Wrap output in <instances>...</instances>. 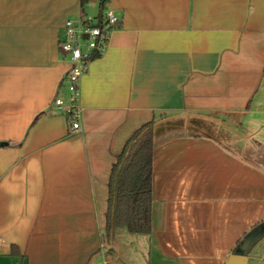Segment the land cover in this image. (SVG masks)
Masks as SVG:
<instances>
[{
  "label": "crops",
  "instance_id": "obj_1",
  "mask_svg": "<svg viewBox=\"0 0 264 264\" xmlns=\"http://www.w3.org/2000/svg\"><path fill=\"white\" fill-rule=\"evenodd\" d=\"M94 1L120 20L74 132L59 40ZM149 121L152 230L108 242L113 162ZM250 233L264 264V0H0V264H226Z\"/></svg>",
  "mask_w": 264,
  "mask_h": 264
},
{
  "label": "trees",
  "instance_id": "obj_2",
  "mask_svg": "<svg viewBox=\"0 0 264 264\" xmlns=\"http://www.w3.org/2000/svg\"><path fill=\"white\" fill-rule=\"evenodd\" d=\"M106 1L101 0V5ZM151 127L152 121H149L138 128L113 162L104 231L108 242L118 226H126L136 233H149L152 230L155 144Z\"/></svg>",
  "mask_w": 264,
  "mask_h": 264
},
{
  "label": "built area",
  "instance_id": "obj_3",
  "mask_svg": "<svg viewBox=\"0 0 264 264\" xmlns=\"http://www.w3.org/2000/svg\"><path fill=\"white\" fill-rule=\"evenodd\" d=\"M119 20L113 9H102L97 14L85 12L65 20L64 36L59 40V49L70 61L62 81L70 91V97L67 101L57 95L54 102L68 114L74 132L83 128L78 103L81 76L88 70L91 60L103 52L111 30Z\"/></svg>",
  "mask_w": 264,
  "mask_h": 264
},
{
  "label": "water",
  "instance_id": "obj_4",
  "mask_svg": "<svg viewBox=\"0 0 264 264\" xmlns=\"http://www.w3.org/2000/svg\"><path fill=\"white\" fill-rule=\"evenodd\" d=\"M254 237L252 233L244 237L228 256L226 264H247L249 258L248 251L254 241Z\"/></svg>",
  "mask_w": 264,
  "mask_h": 264
},
{
  "label": "rangeland",
  "instance_id": "obj_5",
  "mask_svg": "<svg viewBox=\"0 0 264 264\" xmlns=\"http://www.w3.org/2000/svg\"><path fill=\"white\" fill-rule=\"evenodd\" d=\"M97 2H90L89 3V8H87L86 6H84V8H83V11H82V13L84 14L85 12H86V10H87V12H89V13H92V14H97V13H99L100 11H101V8H100V10H99V8H98V6H100V3H98V4H96ZM99 11V12H98ZM64 36V34L61 36V38ZM204 124H203V126H202V128L203 129H208L209 128V126L205 123V121L203 122Z\"/></svg>",
  "mask_w": 264,
  "mask_h": 264
}]
</instances>
